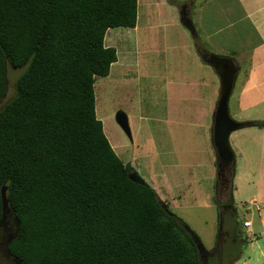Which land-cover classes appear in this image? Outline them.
Listing matches in <instances>:
<instances>
[{
	"label": "trees",
	"instance_id": "16d2710c",
	"mask_svg": "<svg viewBox=\"0 0 264 264\" xmlns=\"http://www.w3.org/2000/svg\"><path fill=\"white\" fill-rule=\"evenodd\" d=\"M137 19L138 0H0V100L8 65L23 68L0 110V219L6 186L21 264H203L197 232L129 177L97 115L96 78L118 60L106 33ZM219 171L221 216L235 164Z\"/></svg>",
	"mask_w": 264,
	"mask_h": 264
},
{
	"label": "rangeland",
	"instance_id": "374dc122",
	"mask_svg": "<svg viewBox=\"0 0 264 264\" xmlns=\"http://www.w3.org/2000/svg\"><path fill=\"white\" fill-rule=\"evenodd\" d=\"M150 2L152 3L149 6V17H143L141 11L144 1L140 0V22L137 28L113 27L106 35L112 39L113 46L118 50V61L112 64L108 76L98 75L96 78L97 115L103 122L104 132L115 152L124 162L131 163L136 172L145 180L150 174H159L162 170L166 171V174L172 176V180H174L181 172L185 173L187 169H193V166L187 167L186 164H194L193 161H201L202 163L207 161L201 167H196L199 170L200 176L197 175V178L199 176L200 186L204 192H207L208 187H210V165L213 164L215 149L211 134L213 113L208 110L209 103L206 101L209 100V97H207L208 90L206 87L200 86L202 93L199 91L198 94L201 95V100L186 99L187 97H194L196 92L195 95L190 92L188 96H176L178 101L176 100L175 105L178 108L173 107V105L170 107L168 105L170 94L164 87H161L162 84L159 81L161 67L157 65L158 58L164 59L165 57L184 56L183 60L187 62L190 56L187 57L186 55H190L188 53L191 49L188 50L187 47L182 45L187 41L195 40L196 36L180 20V12L177 9L178 4L181 3L179 0H173V3L168 1L161 7L154 4L153 0ZM161 9L164 12V17L162 15L157 17L156 12ZM173 9L175 13H178L176 18L171 16L174 13L172 12ZM167 25L170 26L166 27ZM235 28H237V25ZM243 28L249 31L250 39L255 40V33L247 23L243 24ZM179 29L185 33V38L179 35ZM197 34L201 35V41H203L202 32L198 31ZM225 34L231 37V32L227 31L218 34L213 39L223 38ZM211 51L222 55H230L231 52L229 48L212 49ZM236 56L242 66L239 72L240 80L251 61L252 52L242 47L236 53ZM261 56L260 54L259 57ZM196 57L199 62V56ZM129 61L130 63L133 61V63L130 64ZM166 61L169 63V60L166 59ZM125 62L127 65L123 67ZM122 67L120 74L119 70ZM204 67L209 71H204ZM197 68L198 72L204 74L207 72V75L209 73L210 76L217 78L215 71L206 67L201 61ZM22 72L23 68H14L8 65V85L5 95L0 100V110L15 96L16 80ZM235 94L229 101V107L231 116L238 120L235 116L236 111L233 104ZM184 104L189 107L195 105L201 111H195L193 116H190ZM118 110H123L128 115L132 131L131 138L122 130L115 119ZM192 117L194 119H189ZM105 126L118 144L117 148L113 146L109 135L106 133ZM243 131L244 129L236 130V136L230 138L231 145L236 152L238 150L237 145L240 142L243 144L242 140L246 138L242 134L245 133ZM193 147L198 150V156L191 150ZM191 158H193V161ZM215 171V177L219 176L218 170ZM146 182L150 184L149 181L146 180ZM181 182H184L182 178L178 180L175 186H179ZM175 191H180V188H175ZM220 191L219 189L215 196L217 199L225 201L226 197H221ZM161 194V196H164L162 191ZM206 194H200L202 196L200 198L204 199ZM164 201L170 204V208L191 229L197 232L205 249L211 251L221 250V254L226 252L229 239H222V237H226L224 232L228 229V223L223 220L221 226L222 218L219 217L217 203L212 207H207L202 200L196 202V204L183 200L182 205L175 206L174 201L167 199V196ZM200 249L203 264L217 263L215 257H210L208 261V256L204 255L206 254V252L204 253L205 250Z\"/></svg>",
	"mask_w": 264,
	"mask_h": 264
},
{
	"label": "crops",
	"instance_id": "0c3cea01",
	"mask_svg": "<svg viewBox=\"0 0 264 264\" xmlns=\"http://www.w3.org/2000/svg\"><path fill=\"white\" fill-rule=\"evenodd\" d=\"M143 1L144 4L142 5L141 16L149 17V6L152 2H150L151 0ZM153 1L154 4L160 7L164 6L168 1L173 3V0ZM179 2L181 3L178 4L177 9H179L180 12L179 16L181 22L182 12L185 11L193 21L196 31L202 32L204 39L201 41V35H198L199 33L197 34L196 32L197 35L195 34V40L187 41L182 45L187 47L188 50L189 48L191 49L189 50L190 53H188L190 55H186L187 57L190 56L187 62L183 60L184 56L172 58L165 57L164 59L158 58L157 65L161 67L159 81L162 84L161 87H164L170 94L168 98V105H170V107L172 105L173 107H177V105H175L177 100L176 96H188L190 92L194 95L196 92V95L194 97H187V100H201V95L198 94L199 91L202 93L200 86L206 87L208 90L207 97H209V100H206L209 103L208 110L213 113L211 126L213 143V128L221 92V78L216 68L208 62L212 54L226 56L237 65L236 80L230 97L231 100L238 87V91L233 99L234 109L236 111L235 116L237 119L239 121L264 119V0H179ZM139 7L140 0H138L137 25L134 28H137L140 22ZM172 12L174 13H172L171 16L176 18L178 13H175L174 9ZM156 13L157 17L159 15L164 17L162 9ZM245 23H247L251 27V30H253V33H255V40H251L249 31L243 28V24ZM236 25L237 28H235ZM239 25H241V27H239ZM168 26L170 25L166 27ZM110 29L111 28L108 29L107 33ZM227 31L231 32V37L225 34L223 38L218 37L213 39L218 34ZM178 32L179 35L185 38V33L183 31L179 29ZM105 44L113 46L112 39L105 36ZM242 47H245L247 51L250 50L252 56L250 63L247 65L245 74L242 75L239 80V72L242 66L237 60L238 57L236 53L242 49ZM225 48H229L231 51L230 55H222L211 51L212 49L222 50ZM260 50L262 51L259 52ZM260 54L262 55L261 57H259ZM196 56H199V60L206 67L215 71L217 78L210 76L209 73L207 75L209 70H207V68L205 69V67L201 69L204 71L206 70V74L198 72L197 65L200 64V61H197L198 58ZM166 59L169 60V63ZM131 63H133V61ZM126 65L127 63L125 62L123 67H126ZM123 67L119 70L120 74ZM217 96L218 98H216ZM185 106L190 116H193V113L199 110L195 105L192 107L188 105ZM189 119L194 118L192 117ZM240 129H244L243 132L245 133L242 134L246 138H243V144L240 142V144L237 145V152L233 149L235 152L233 198L236 210L233 212L229 209L221 214V223H223V220H226L228 223V229L224 232V234L226 233V237L227 234L231 233L232 229H234L241 240V248L238 251H232L231 247L228 246L226 252L221 256V261L215 264H264V128L245 126ZM105 130L113 146L117 148L118 144L115 142L114 137L109 133L106 126ZM233 132L230 138L236 136L237 132L240 131L236 132L235 130L234 134ZM191 150L198 156V150H195V147ZM191 160L193 161V158H191ZM193 163L194 164L189 163V165L186 164L187 167L193 166V169H187L185 173L181 172L174 180H172V176H168L166 174L167 172L164 170L159 174H150L146 180L156 188L161 199L164 200L167 196V199L174 201L175 206L182 205L181 202L183 200L192 204H196V202L202 200L207 207H212L216 204L215 195L219 189L221 190V197H226L225 190L220 187L218 175L215 177V170H218L216 149H214L213 164L210 165V187H208L207 192H204L200 186L199 170L196 168L201 167L203 164L207 163V161H204V163L201 161H193ZM163 166L165 165L163 164ZM197 175H199L198 178ZM180 178H182L184 182H181L179 186H175ZM174 187L180 188V191L176 192ZM161 191L164 193V196H161ZM204 193H207L205 195L206 197L204 199L200 198L202 197L200 194ZM220 202H223V200H220ZM168 205L170 206V204ZM245 221H250L251 224L249 226H244L243 223ZM215 251L216 250L211 251L206 249L205 255L208 256V261L210 257H214Z\"/></svg>",
	"mask_w": 264,
	"mask_h": 264
},
{
	"label": "water",
	"instance_id": "95a60500",
	"mask_svg": "<svg viewBox=\"0 0 264 264\" xmlns=\"http://www.w3.org/2000/svg\"><path fill=\"white\" fill-rule=\"evenodd\" d=\"M182 22L190 29L194 34H196V28L193 21L188 16L187 12H182ZM208 62L213 65L221 78V92L218 100V106L215 113L214 128H213V143L218 156V168L224 172L226 167L235 164V152L230 143V135L233 131L245 127V121H238L234 119L230 114L229 101L233 91L234 83L236 80L237 65L236 63L226 56H220L212 54L208 59ZM5 95V94H4ZM115 119L122 130L131 138L132 131L129 124L128 115L123 110H118L115 114ZM221 174L220 171L218 173ZM129 177L139 183L146 185L148 184L146 180L140 176L137 172L129 174ZM1 199H2V218L3 220L7 214L11 211L9 205V199L7 197V187L2 186L1 188ZM15 216V215H14ZM16 219V232L11 236V239L7 243V254L10 257L11 252L9 250V243L17 236L18 233V220ZM222 226V223H221ZM199 247L203 250L204 245L201 243ZM17 264H21L20 260L15 257Z\"/></svg>",
	"mask_w": 264,
	"mask_h": 264
},
{
	"label": "flooded vegetation",
	"instance_id": "af4514ba",
	"mask_svg": "<svg viewBox=\"0 0 264 264\" xmlns=\"http://www.w3.org/2000/svg\"><path fill=\"white\" fill-rule=\"evenodd\" d=\"M228 171H229V168H228ZM224 174L226 175V181L224 183L228 184L229 176L227 175V173H224ZM15 232H16V219L13 213L10 212L9 214H7V216L3 220L0 219V264H17L18 263L12 254L10 257L8 256L7 246H6L8 241L11 239V236ZM222 239H229L228 246L231 247L232 251L240 250L241 240L239 236L236 234V232L234 231V229H232L231 233L227 234V237L225 238L222 237ZM220 252L221 250L215 251L214 253V257L217 260V263H219L221 260L222 254Z\"/></svg>",
	"mask_w": 264,
	"mask_h": 264
},
{
	"label": "built area",
	"instance_id": "2783aa9c",
	"mask_svg": "<svg viewBox=\"0 0 264 264\" xmlns=\"http://www.w3.org/2000/svg\"><path fill=\"white\" fill-rule=\"evenodd\" d=\"M250 224H251L250 221H245V222L243 223L244 226H249Z\"/></svg>",
	"mask_w": 264,
	"mask_h": 264
}]
</instances>
